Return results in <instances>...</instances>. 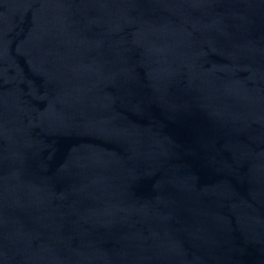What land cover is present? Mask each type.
Listing matches in <instances>:
<instances>
[{
  "label": "water",
  "instance_id": "1",
  "mask_svg": "<svg viewBox=\"0 0 264 264\" xmlns=\"http://www.w3.org/2000/svg\"><path fill=\"white\" fill-rule=\"evenodd\" d=\"M0 264H264V0H0Z\"/></svg>",
  "mask_w": 264,
  "mask_h": 264
}]
</instances>
